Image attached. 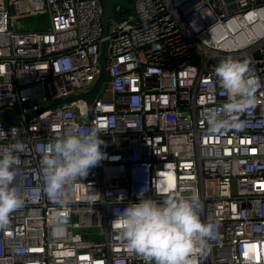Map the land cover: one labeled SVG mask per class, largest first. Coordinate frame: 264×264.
Listing matches in <instances>:
<instances>
[{
  "label": "built area",
  "instance_id": "1",
  "mask_svg": "<svg viewBox=\"0 0 264 264\" xmlns=\"http://www.w3.org/2000/svg\"><path fill=\"white\" fill-rule=\"evenodd\" d=\"M101 36L100 0H0V150L23 145L10 187L23 200L0 228V264H146L126 248L113 209L138 202L145 184L198 196L213 230L192 264H264V0H127ZM45 15L46 27L20 20ZM90 104L55 99L88 91ZM231 57L257 81L241 128L209 132L228 102L214 73ZM99 130L103 158L66 185L64 203L43 191L42 155L76 129ZM123 194L124 199H122Z\"/></svg>",
  "mask_w": 264,
  "mask_h": 264
},
{
  "label": "clouds",
  "instance_id": "2",
  "mask_svg": "<svg viewBox=\"0 0 264 264\" xmlns=\"http://www.w3.org/2000/svg\"><path fill=\"white\" fill-rule=\"evenodd\" d=\"M224 94L228 98L219 110H210L207 120L209 132L243 127L239 114L254 104L257 81L247 75L248 61L231 57L214 68ZM99 130L76 129L65 133L42 155L44 168L43 191L47 197L63 204L66 185L85 177L91 167L102 158ZM0 129V135H12ZM23 145L0 150V228L9 224V214L20 208L23 200L10 185L20 164ZM147 184L137 193L138 202H129L113 209L114 226L129 252L141 256L146 264H192L194 248L203 247L206 238H214L213 230L201 223L198 215V196L178 197L169 193L161 201L152 199ZM124 199L123 194H121Z\"/></svg>",
  "mask_w": 264,
  "mask_h": 264
},
{
  "label": "water",
  "instance_id": "3",
  "mask_svg": "<svg viewBox=\"0 0 264 264\" xmlns=\"http://www.w3.org/2000/svg\"><path fill=\"white\" fill-rule=\"evenodd\" d=\"M126 0H100L101 5H102V15L100 19V25H101V36H105L106 34V25H107V18H111L113 21L117 22V19L114 15L113 12V6L114 5H119L122 6V2H125ZM106 45L107 41L102 40L100 42V48H99V53L97 56V61L99 64V74L95 81L93 82L91 88L88 91L72 95L69 97H66L64 99H55L52 102H50L45 108H42L35 112L34 114L46 109L53 107L54 105L58 103H65L69 102L75 99H83L86 101L87 104H90L93 98L95 97L97 90L101 84V82L106 81L109 79L105 72V58H106ZM0 116H8L9 120H17L18 118L15 117L13 112L9 109H4L0 111Z\"/></svg>",
  "mask_w": 264,
  "mask_h": 264
},
{
  "label": "rangeland",
  "instance_id": "4",
  "mask_svg": "<svg viewBox=\"0 0 264 264\" xmlns=\"http://www.w3.org/2000/svg\"><path fill=\"white\" fill-rule=\"evenodd\" d=\"M128 1L122 2V7H127ZM20 25L26 29H38V28H45L46 23V16L45 15H31L27 18L20 20Z\"/></svg>",
  "mask_w": 264,
  "mask_h": 264
}]
</instances>
